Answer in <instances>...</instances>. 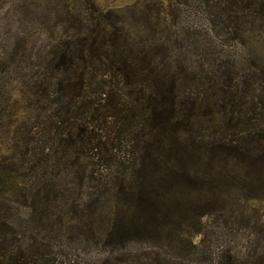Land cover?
Instances as JSON below:
<instances>
[{
	"label": "rangeland",
	"instance_id": "1",
	"mask_svg": "<svg viewBox=\"0 0 264 264\" xmlns=\"http://www.w3.org/2000/svg\"><path fill=\"white\" fill-rule=\"evenodd\" d=\"M208 17L198 0H0V264H264V171L217 149L264 125V35L209 32ZM102 37L144 75L174 78L170 135L150 127V83L108 79L127 120L92 129L108 141L88 140L89 118L108 103L91 77L101 66L80 55ZM233 75L236 99L252 86L239 122L223 118ZM185 149L184 162L167 159L190 179L142 185L139 156Z\"/></svg>",
	"mask_w": 264,
	"mask_h": 264
},
{
	"label": "trees",
	"instance_id": "2",
	"mask_svg": "<svg viewBox=\"0 0 264 264\" xmlns=\"http://www.w3.org/2000/svg\"><path fill=\"white\" fill-rule=\"evenodd\" d=\"M198 1L201 8H203L206 14L209 16L207 31L221 33L222 35H251L252 33H255L256 35H264V0ZM95 43L96 40H92L90 43H87V53L85 54L82 52L83 55H80V58L82 62L89 63L90 66L97 62L99 64V68L101 66V68L98 70V74L94 75L93 71V74H91L93 79H91H99L97 82L103 85V89L99 94L102 98L100 101H104L105 104L107 102L108 104L101 107V112L98 111L94 117L89 118L90 122L85 127L86 131L84 130V132L88 135V140L92 141L93 139L98 138L99 140L103 139L104 142L106 140L108 141L110 128L114 130V128L117 127V124L120 123V128L122 129V123L127 120V115L125 114L126 106H123L121 103L118 105L120 100H116V95H114V92L109 89L110 86L108 88L106 86L108 79L109 81L111 79L119 80L127 87L134 85L136 82H140L142 85L143 83L145 85L146 83H150V86H153L152 88L154 91L146 100L147 108L150 110V116L148 120L150 122V127L152 128V132L155 131L154 128H162L163 131H167L170 135L171 131L169 130L174 127L175 123L177 124L178 115L180 113V99L178 97V89L175 85L174 78L172 76L169 77V84H165L167 82L162 81V77L159 79L161 81L157 80L156 77L158 73L150 71L149 75H144L143 73L147 71L145 67L141 66L138 68L129 63L127 56L123 55V53L120 55L117 53L109 54L103 50L104 47L112 46L115 48V46H113L115 45L114 42L111 43V41L102 37L98 48L94 47ZM78 57H76L75 60H79L80 58ZM61 62L62 65L73 64L74 60L72 58L66 59L64 57L62 58ZM223 81V86H225L227 89V91L224 92V97L229 103H231L229 112L225 107H223V118H227V120L230 122L235 121L237 118L239 122L241 117L245 116L247 113L246 109L249 102L246 101V99L248 98V94L252 86L249 83L245 84V82H242L246 85L244 91H241L243 96H241L239 99H236V97L233 95V90L238 91L237 87H239L235 84L236 77L234 75L227 76V80L225 79ZM109 98L111 99L110 102L108 100ZM142 99L144 100V98L139 95L138 98H136V102ZM193 107L196 106L193 105ZM209 115L213 119L211 114H208V116ZM93 121L95 125H93ZM95 126L96 128L102 127L100 128L102 132L103 128H105V130H108L109 133H102L101 135L100 132V134L98 133L99 135L95 134L91 136V134H93L92 129L95 128ZM150 136L152 140L153 138H156L153 137L152 133H150ZM242 138L246 139L242 144L237 141H232L234 144L232 145V142L230 141L228 145H217V149L219 148V153L221 152V149L225 152V158H228L229 156H233V158H235V156H240L244 158L245 161H248L250 165L253 164V167L256 168V172L258 174H262L261 172L264 171V168H261L260 165H255V163L257 161H264V125L261 128L257 127L252 134H249L247 137L243 136ZM248 139L249 141L253 142V144L257 145V147L253 149H245L244 146L246 147L250 145ZM213 150L214 148L206 149L203 155L206 156L205 154H209ZM198 155H200L199 157H204L200 153ZM187 156L188 158L190 157L186 149L181 155H178L177 152L173 154L160 153L158 155L148 152L145 157L139 156L140 163L136 168V172H138V177H141L144 180L142 185H144L146 180H156V182L158 181L165 184L168 183V185L172 186L176 185V183L180 182L181 180L183 182L187 181L186 179H190V176H192L191 173L189 171L186 172L183 169H179L178 164H175V161H178L179 163L184 162L183 160H185ZM147 157L148 160H150L148 163L145 161ZM167 157L174 158V163H172L173 160L169 161ZM214 158L216 161H219V158L216 157H213L211 160ZM143 172H145L144 175ZM148 207H150V203L147 200H144L143 198L139 199L137 209L140 212L145 213V215L150 214ZM138 220H140V225L141 223L147 224V219H145L144 216ZM113 230L116 232L115 229ZM131 231H133V229H122L118 233V238L120 240H124L131 234Z\"/></svg>",
	"mask_w": 264,
	"mask_h": 264
}]
</instances>
